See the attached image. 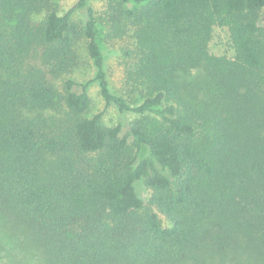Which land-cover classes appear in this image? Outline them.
Here are the masks:
<instances>
[{"label": "trees", "instance_id": "trees-1", "mask_svg": "<svg viewBox=\"0 0 264 264\" xmlns=\"http://www.w3.org/2000/svg\"><path fill=\"white\" fill-rule=\"evenodd\" d=\"M89 1L0 0V236L34 264H264V0H100L119 93ZM93 82L127 130L89 114Z\"/></svg>", "mask_w": 264, "mask_h": 264}, {"label": "rangeland", "instance_id": "rangeland-1", "mask_svg": "<svg viewBox=\"0 0 264 264\" xmlns=\"http://www.w3.org/2000/svg\"><path fill=\"white\" fill-rule=\"evenodd\" d=\"M76 1L77 0H62V8L65 10L69 9L76 3ZM89 2L90 5L95 9L97 21L98 23H100V47L105 58L104 70L107 75L109 87L112 92L119 93L123 87L122 60L118 55V51L116 50L114 43H112V41L107 38L108 32L105 26V21L101 19V14L103 15L104 5L100 0H90ZM210 53L216 56L232 57V50L230 48L228 33L226 29H221L218 27L214 28L212 40L210 43ZM95 73L96 69L92 61L89 59L84 45L80 43L78 49L77 66L70 75V78L79 83H86L94 79ZM88 95L91 99V109L89 114L93 116L95 114L102 113L103 115L101 118V122L104 126L113 127L116 125H121L123 130H127L130 127L131 123L136 119V116L131 113H119L114 106L106 107L104 101L99 95L98 85L96 82L91 83L88 87ZM144 155H146V153H144ZM135 187L139 196L144 201H146L148 192L143 187L142 183L137 182L135 184ZM3 225H5L4 220L0 219V226ZM2 236L3 238L5 236L7 240H9L11 244H13V246H16L14 249L18 254H22L23 252H25V254L28 256V260L25 262L26 264H34V262L30 261L29 259L30 257L28 255V252L30 251L25 246L22 237L16 230H10L7 233L5 230V232L2 233ZM2 236L0 237L2 238ZM2 240L6 242L5 239ZM25 263L19 260L13 264ZM0 264H11V262L4 263L0 261Z\"/></svg>", "mask_w": 264, "mask_h": 264}]
</instances>
